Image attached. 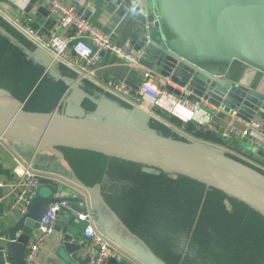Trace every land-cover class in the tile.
Segmentation results:
<instances>
[{
    "label": "water",
    "instance_id": "1",
    "mask_svg": "<svg viewBox=\"0 0 264 264\" xmlns=\"http://www.w3.org/2000/svg\"><path fill=\"white\" fill-rule=\"evenodd\" d=\"M105 5L118 21L119 45L133 54L144 49L139 64L169 77L165 89L170 94L190 102L205 100L221 117L228 114L247 123L258 119L264 126V81L251 86L228 68L220 69L238 60L252 68L254 75H264V0H105ZM40 11L48 13L45 7ZM76 11L85 20L91 15L84 6ZM152 27L159 39L151 34ZM36 46V52L46 55L45 72L67 86L62 101L80 107L88 99L100 105L97 96L85 89L83 75L62 74L59 60ZM122 120H114L104 110L73 116L29 111L24 105L0 106L1 135L35 148L49 147L61 157L60 148H73L140 162L148 173L181 174L223 191L264 216L263 171L218 149ZM257 153L264 157L263 149ZM39 189L5 235L12 264H26V246L33 232L50 204L60 200L54 190L45 194ZM226 205L230 207L228 200ZM65 209L58 211L56 223L64 218ZM65 238L68 253L78 250L69 235Z\"/></svg>",
    "mask_w": 264,
    "mask_h": 264
},
{
    "label": "crops",
    "instance_id": "2",
    "mask_svg": "<svg viewBox=\"0 0 264 264\" xmlns=\"http://www.w3.org/2000/svg\"><path fill=\"white\" fill-rule=\"evenodd\" d=\"M50 1L0 0V39L8 42L7 45L12 47L11 49H14L16 54L22 56L26 61L25 66L37 64L44 68L43 76L48 75L49 77L51 76L45 72L44 66L46 55L36 52L38 50L36 45L39 44H36L34 39L27 36V31L37 33L41 41L48 40L53 33L67 35L72 33L71 29L65 31L60 27L59 12L51 11ZM61 1L75 7L84 6L90 10L91 15L87 21L103 34L110 35L119 44V33L117 31L118 21L113 17L110 8L105 5V0ZM41 7H45L48 13H42L40 11ZM151 34L154 38H160L158 33L154 32V27L151 29ZM24 49L27 51L25 52ZM68 51L73 65L71 66L64 61H59V70L64 74L61 67L65 66L76 75H83L79 69L78 57L72 53L71 49ZM48 52L51 54L50 51ZM31 67L33 66L28 67V69ZM100 67H102L100 70L91 72L86 77L83 76L84 86L85 80H89L100 89L93 93L87 90L89 93L96 95L100 100V105H96L89 100L95 105L93 109H90L89 105L86 104L88 99L80 107L72 101L68 103L62 101L67 88L56 104L54 103L55 106L50 109L42 108V101H32L29 109L24 108L29 111L41 113L57 111L60 114L73 116L82 115L84 112L90 113L97 110H104L116 121L129 119L136 125L148 124L152 130L175 137L173 134L164 133L162 129L155 125L161 124L175 135H178V138L200 142L226 154L240 157L264 169V157L257 153L259 147L254 141L242 135V131L248 124L243 119L228 114L221 117L218 115V109L213 111V108L205 100H203L205 101L204 110L200 116L194 118L192 113L197 102L181 99L169 92L166 94V99L163 102H168L170 106L168 109H163L158 104L157 98L152 96L148 91L141 89L143 71L145 70L143 66H130L117 55L105 53L102 56ZM221 68H228L230 72H235L239 80H247L248 83L251 82V86H254L259 79L264 81L263 74L256 73L254 75V73H251L252 68L238 60H234L229 65H220ZM26 72L30 75L23 77V79L30 84L33 83L35 78L32 76H35V72L37 71L26 70ZM0 73V78L5 77L3 74H8L3 69L0 70ZM13 77L15 78V82L13 83L10 80H5V82L0 80V106L20 108L25 104V101H21L15 97L12 90H10L11 87L18 83L17 78L15 76ZM42 78L35 83L36 85H30V89H33L32 91L38 86ZM51 78L59 82L53 77ZM110 82L117 84L121 82L126 83L131 89V95L118 93L109 84ZM135 98H138V100L136 101ZM199 130L214 133L218 137H221L222 142L220 143L199 136L197 134ZM61 152L63 153V157L49 147L35 148L34 145L24 140L4 136L0 144V184L4 185V196L0 198V264H12L8 241L5 239V235L9 227L21 216L18 210L12 209L11 205L15 196L14 193L11 194L8 191V187H11L10 184L15 183L18 179V175L15 172L17 160H20L25 165H30L32 171L41 177L40 191L48 194L52 189L54 190L55 197L67 198L72 203V206L69 207L68 205L65 212L62 213L64 218H59L60 222L56 223L54 233L47 239L32 264L91 263L96 249L86 239L83 232L84 222L77 215L85 208L94 213V227L112 245L106 264H159L157 260L165 264H170L160 253L157 254L141 235L133 232L112 206L108 204L103 194L102 183L97 182L91 186L84 182L70 165L64 152L62 150ZM142 171H144L143 167ZM160 172L153 173L159 174ZM168 174L174 178L176 176L170 173ZM87 186L92 188H87ZM77 191H79L82 199L85 200V207L80 206V201L71 198ZM226 200L230 202V207L226 206L231 208L230 199L225 198V204ZM68 214H70L69 217L67 216ZM37 230L33 232L30 240L35 238L38 233ZM65 235H69L68 240L71 241L73 246H79L78 250L73 253L67 252L65 247L67 239ZM181 246L186 252L190 249L188 248V243L182 244ZM183 256H185L184 253Z\"/></svg>",
    "mask_w": 264,
    "mask_h": 264
},
{
    "label": "trees",
    "instance_id": "3",
    "mask_svg": "<svg viewBox=\"0 0 264 264\" xmlns=\"http://www.w3.org/2000/svg\"><path fill=\"white\" fill-rule=\"evenodd\" d=\"M7 44L0 39V70L8 72L0 80L13 83V76L17 78L18 83L10 90L25 101L26 109L32 101H42V108L54 107L67 88L65 83L43 76L44 68L37 64L25 66L22 56ZM30 66L33 67L28 69ZM61 68L64 74L76 76L67 67ZM26 70L37 71L31 84L23 79L30 75ZM41 78L32 91L30 85ZM85 89L91 93L100 90L89 80H85ZM86 104L90 109L95 107L89 100ZM155 125L178 138L163 125ZM197 134L222 142L221 137L210 131L199 130ZM60 150L84 182L91 186L102 183L108 204L170 264H264V216L246 203L181 174L174 178L164 171L146 173L140 162L87 150L65 147ZM228 155L264 172L240 157ZM225 198L230 199L231 208L224 203ZM186 243L190 248L187 252L181 248Z\"/></svg>",
    "mask_w": 264,
    "mask_h": 264
},
{
    "label": "built area",
    "instance_id": "4",
    "mask_svg": "<svg viewBox=\"0 0 264 264\" xmlns=\"http://www.w3.org/2000/svg\"><path fill=\"white\" fill-rule=\"evenodd\" d=\"M49 3L51 5V11L59 12L60 27L65 31L71 29L72 33L70 35L53 33L46 41H41L37 33L33 31H27V36L34 39L36 44L50 51L54 58L72 66L73 63L68 53V50L71 49L72 53L79 59V69L83 75L90 74L102 68L100 67V62L103 53L117 55L130 66H140L139 58L144 56V49L133 54L132 51L124 49L116 43L110 35L103 34L89 21L82 18L77 13L75 6L65 4L61 0H51ZM142 77L141 89L148 91L152 96L157 98V102L161 108L168 109L170 106L169 103L163 102V100L166 99V94L168 93L165 86L171 82L170 78L146 68L143 71ZM109 84L118 93L124 95H131L132 93L131 89L124 82L118 84L110 82ZM135 99L136 101L138 100V98ZM204 102L202 100L196 103L192 113L194 118L200 116L204 110ZM242 135L254 141L260 149H264V126L259 120H253L248 123L247 127L242 131ZM3 139L4 135L0 134V144ZM15 172L18 175V179L15 183L10 184L11 187H8V191L11 194L14 193L15 196L11 207L13 210H18L21 214H24L28 210L32 197L38 192L41 186V177L32 171L30 165H25L20 160H17ZM0 187L4 188V185L0 184ZM71 198L80 201L81 207L86 206V202L82 199L79 191L75 192ZM68 203L69 200L67 198L61 197L60 200L50 204L42 217L41 226L37 230V235L26 246V264L33 263L40 249L54 233L58 219V211L62 207H67ZM77 215L84 222L83 232L86 239L96 249L90 264H106L112 245L94 227V213L85 208Z\"/></svg>",
    "mask_w": 264,
    "mask_h": 264
},
{
    "label": "rangeland",
    "instance_id": "5",
    "mask_svg": "<svg viewBox=\"0 0 264 264\" xmlns=\"http://www.w3.org/2000/svg\"><path fill=\"white\" fill-rule=\"evenodd\" d=\"M84 77H86V75H83ZM39 92H36V95L38 94ZM30 95H28V97H29ZM27 97V98H28ZM195 142H197V141H195ZM197 143H199V144H202V143H200V142H197ZM202 145H205V144H202ZM206 146V145H205ZM210 147V146H209ZM213 148V147H212Z\"/></svg>",
    "mask_w": 264,
    "mask_h": 264
}]
</instances>
